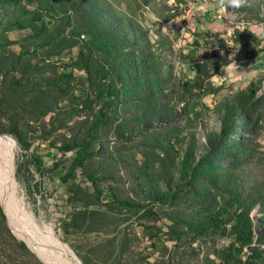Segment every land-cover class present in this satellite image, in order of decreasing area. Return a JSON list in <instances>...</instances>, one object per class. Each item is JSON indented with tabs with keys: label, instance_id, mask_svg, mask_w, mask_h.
Here are the masks:
<instances>
[{
	"label": "trees",
	"instance_id": "16d2710c",
	"mask_svg": "<svg viewBox=\"0 0 264 264\" xmlns=\"http://www.w3.org/2000/svg\"><path fill=\"white\" fill-rule=\"evenodd\" d=\"M141 1L147 5L151 0ZM255 2L264 4V0H243L238 9H253ZM32 3L35 6L28 9ZM21 9L24 16L9 23L4 32L29 29L31 34L22 41H29L31 47L23 46L4 64L0 62L3 96L0 133L15 136L22 149L30 151L32 143L25 135L35 130L27 117L35 114L31 104L39 105L44 121L41 139L48 141L49 137H56L50 143L51 148L57 147L59 154L70 157L71 173L84 169L87 161H94V165L99 161L96 159L106 155V159L110 157L114 161L111 171L116 176L112 180L119 183L124 177L123 185L131 183L141 191L138 201L116 199L101 185L106 176L101 175L99 162L83 174L98 198L116 199L121 208L141 213L144 219L153 222L159 218L154 210L172 209L173 216L166 217L169 220L164 226L166 231L156 228L149 235L151 240L162 234L176 242V246H192L197 242V247L211 250L218 264H264V247H261L264 245V192L245 186L236 171L222 173L211 162L212 156L220 155L219 149L231 147L238 161L247 151H254L250 146L260 131L261 118L255 107L260 83L250 82L218 105L215 112L219 128L208 131L205 143L200 144L195 134L188 132L189 116L200 114L204 107L201 98L219 91L209 79L226 65V58L215 53L199 60L196 44L184 58L193 73L191 81L174 77L170 72L163 76L162 63L154 54L148 30L133 15L117 10L105 0H26ZM57 41L62 45L60 51L50 52L49 56H58L62 49L76 48V58L58 66L47 64V72L53 76L34 85L33 74L38 66L29 75L21 68L22 62L30 59L29 55L34 59L40 49L51 47ZM17 43L5 40L1 47L5 49ZM74 70L83 73L80 79L87 88L84 96L72 91L76 80ZM182 121L183 126L179 123ZM132 142V149L143 154V160L139 164H130L128 158L129 162L117 160L122 156L123 146ZM146 151H152L158 158L174 154L177 184H172L173 175L160 188L149 180L151 167ZM31 155L37 167L43 168L42 158L32 152ZM57 168L55 164L54 169ZM143 182L147 184V191L140 190ZM176 200L188 212L179 210ZM255 209L262 217L260 227L251 217ZM219 239H229V243L216 248Z\"/></svg>",
	"mask_w": 264,
	"mask_h": 264
},
{
	"label": "rangeland",
	"instance_id": "374dc122",
	"mask_svg": "<svg viewBox=\"0 0 264 264\" xmlns=\"http://www.w3.org/2000/svg\"><path fill=\"white\" fill-rule=\"evenodd\" d=\"M19 1L20 4L0 0L2 64L8 57L11 58L12 54L19 53L21 47H31L29 41H22L31 34L29 29L4 32L9 23L13 24L24 16L21 6H24L26 0ZM105 1L117 10L133 15L139 25L148 30L150 40L154 44V54L159 56L162 63L160 71L163 76L170 72L174 77L179 76L191 81L193 73L184 58L197 45L199 51L196 56L199 60L202 56L215 53L226 58V65L209 79L212 86L220 88L219 91L201 98L200 102L204 107L200 114L195 116L190 113L189 116L188 132L194 133L200 144L205 143L208 131L219 128L218 115L215 112L218 105L235 92L245 89L250 82L260 83L261 90L257 94L255 106L261 118L260 131L250 146L254 151H247L242 160L238 161L235 154H232L231 147L219 149L220 155L212 156L211 162L219 166L222 173L224 170L236 171L245 186L264 192V4L255 2V8L247 7L241 10L229 6L228 0H151L147 5L141 0ZM34 6L32 3L27 8L32 9ZM196 33L202 35L199 37ZM5 40L19 43L3 49L1 44ZM61 46L57 41L51 47L40 49L34 59L29 55L31 58L22 62L21 68L29 75H32L34 67L38 66L33 74L34 85L53 76L47 72V64L58 66L76 58V48L62 49L58 56L48 55L50 52L60 51ZM74 74L76 80L72 83V91L75 95L84 96V90L87 88L80 79L83 73L74 70ZM28 97L31 98V95ZM2 98L0 93V101ZM31 107L35 114L28 116L27 120L35 131L25 135L26 140L32 143L30 151H24L15 136L9 133H0V136L6 137L11 145L15 176L24 192L26 203L38 220L44 221L60 241L72 250L81 264H218L210 254L211 250L204 246L197 247V242L192 246L178 244L182 246L178 247L176 242L169 241L162 234L151 240L149 235L154 234L156 228L166 231L164 226L169 224L166 217L173 216L172 209L154 210L159 218L153 222L144 219L141 213L121 208L116 199L138 201L141 191L131 183L123 185L124 177L119 183L112 180L113 176H116V173L111 171L114 161L109 159L110 157L106 159V155L96 159L99 161H95L94 165L102 163L100 172L106 179L101 185L106 186L116 199H106L103 196L98 198L93 186L83 175L94 168V161H87L84 169L71 173L70 157L59 154L57 147L51 148L50 143L56 140V137L51 136L48 141L41 139V126L44 122L40 117L42 108L34 104H31ZM47 120L48 117L45 118V121ZM179 123L181 126L185 124L184 121ZM135 141L138 142L136 139ZM134 142L123 146L122 156L117 160L128 161V158L130 164H139L143 160V154L139 155L137 149H132ZM31 152L42 158L43 168L37 167ZM146 154L147 163L151 167L148 178L155 186L163 187V182L169 180L172 175V184L178 183V177L175 175L177 159L174 154L173 157L160 158L152 151H146ZM55 164H58L57 169H54ZM121 173L124 174L125 171H120ZM146 188L147 184L143 182L140 190L147 191ZM175 203L178 204L179 210L188 212L189 209L183 206L182 202L176 200ZM1 209L0 264H44L45 262H41L42 260L11 230ZM251 217L255 225L260 227L262 217L257 209L252 211ZM228 243L229 239H219L215 245L220 248Z\"/></svg>",
	"mask_w": 264,
	"mask_h": 264
},
{
	"label": "bare ground",
	"instance_id": "6f19581e",
	"mask_svg": "<svg viewBox=\"0 0 264 264\" xmlns=\"http://www.w3.org/2000/svg\"><path fill=\"white\" fill-rule=\"evenodd\" d=\"M6 139L0 136V207L11 230L47 264H81L72 250L44 221L38 220L26 203L15 176L11 145Z\"/></svg>",
	"mask_w": 264,
	"mask_h": 264
},
{
	"label": "clouds",
	"instance_id": "9594fccd",
	"mask_svg": "<svg viewBox=\"0 0 264 264\" xmlns=\"http://www.w3.org/2000/svg\"><path fill=\"white\" fill-rule=\"evenodd\" d=\"M229 6L239 8L241 7L243 0H228Z\"/></svg>",
	"mask_w": 264,
	"mask_h": 264
},
{
	"label": "water",
	"instance_id": "95a60500",
	"mask_svg": "<svg viewBox=\"0 0 264 264\" xmlns=\"http://www.w3.org/2000/svg\"><path fill=\"white\" fill-rule=\"evenodd\" d=\"M0 135H2V134H0ZM1 208V207H0ZM2 210V209H1ZM2 212H3V214H4V211L2 210ZM5 215V214H4ZM41 262H43V261H41ZM44 263V262H43ZM44 264H47V263H44Z\"/></svg>",
	"mask_w": 264,
	"mask_h": 264
}]
</instances>
